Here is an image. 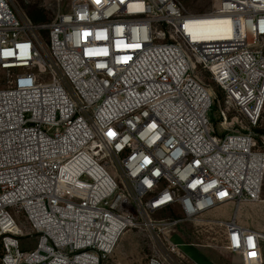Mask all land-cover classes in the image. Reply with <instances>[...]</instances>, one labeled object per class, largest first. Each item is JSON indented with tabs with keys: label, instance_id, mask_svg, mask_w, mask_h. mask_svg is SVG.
<instances>
[{
	"label": "built area",
	"instance_id": "built-area-1",
	"mask_svg": "<svg viewBox=\"0 0 264 264\" xmlns=\"http://www.w3.org/2000/svg\"><path fill=\"white\" fill-rule=\"evenodd\" d=\"M216 1L193 15L178 0H70L35 26L0 0V264H104L137 227L165 249L147 264H194L167 235L186 223L263 264L264 234L238 212L263 191L264 0ZM205 16L229 20V40L193 38ZM205 74L223 94L217 128Z\"/></svg>",
	"mask_w": 264,
	"mask_h": 264
},
{
	"label": "rangeland",
	"instance_id": "rangeland-1",
	"mask_svg": "<svg viewBox=\"0 0 264 264\" xmlns=\"http://www.w3.org/2000/svg\"><path fill=\"white\" fill-rule=\"evenodd\" d=\"M16 7L17 14L24 20H29L34 24L30 18L31 14L41 13L44 15L49 23L53 22L61 13L67 10V3L70 0H12ZM184 9L193 15H204L210 13L216 6V0H178ZM47 25V24H45ZM44 26V25H36ZM49 32L44 30L40 33L41 40L46 44L48 42ZM260 48L264 53V40L260 42ZM205 82L214 90L219 92L208 74H205ZM5 85V76L0 73V87ZM219 101L210 112V120L217 128V116L223 107H225L223 94L218 93ZM235 116L239 121L235 122V126L243 124L247 127L246 121L235 111L231 110L229 113L230 121ZM264 135V109L261 119L257 127L253 130ZM227 213L225 217L230 219L233 216V208L224 209ZM224 211V212H225ZM13 213V211H11ZM223 215L222 210L214 212L206 217V220L212 221L216 216ZM19 223L22 218L19 214H14ZM170 217V214L163 212L152 216L156 222H161ZM238 218L244 226H248L263 232L264 234V182L263 191L258 204H246L240 208ZM157 232L146 231L143 228H133L127 231L118 240L113 252L107 258L105 264H147L148 260L154 255L165 254V249L159 248L157 241ZM167 235L171 237L172 242L178 247L183 255H185L194 264H242L241 257L235 256L226 250L224 229L219 226L213 227H195L191 223L181 224L175 228L167 229ZM36 245V240L30 241L27 249H33ZM263 264H264V243L262 244ZM2 250L0 246V259ZM175 264H190L188 261L179 262L176 260Z\"/></svg>",
	"mask_w": 264,
	"mask_h": 264
},
{
	"label": "bare ground",
	"instance_id": "bare-ground-1",
	"mask_svg": "<svg viewBox=\"0 0 264 264\" xmlns=\"http://www.w3.org/2000/svg\"><path fill=\"white\" fill-rule=\"evenodd\" d=\"M192 37L206 41L215 39L229 40L231 37V22L217 16L198 17L190 21Z\"/></svg>",
	"mask_w": 264,
	"mask_h": 264
},
{
	"label": "trees",
	"instance_id": "trees-1",
	"mask_svg": "<svg viewBox=\"0 0 264 264\" xmlns=\"http://www.w3.org/2000/svg\"><path fill=\"white\" fill-rule=\"evenodd\" d=\"M30 18H31V20H32V22L34 23L33 25H45V24H49V21L47 20V18L44 16V15H42L41 13H35V14H31L30 15ZM220 90V89H219ZM215 91V95H216V103L219 101V97L220 96H218L219 94V92H221V91H219V92H217V90H214ZM217 124V123H216ZM216 126V125H215ZM255 132V134H257V138H259L260 136H264L263 134H260L259 132H257V131H254ZM34 241V240H36V238H28V239H24L23 240V248L25 249L26 248V246H28L29 245V243H30V241ZM105 264V263H104Z\"/></svg>",
	"mask_w": 264,
	"mask_h": 264
}]
</instances>
